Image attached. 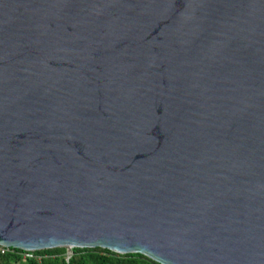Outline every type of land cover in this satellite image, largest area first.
<instances>
[{
  "label": "water",
  "instance_id": "95a60500",
  "mask_svg": "<svg viewBox=\"0 0 264 264\" xmlns=\"http://www.w3.org/2000/svg\"><path fill=\"white\" fill-rule=\"evenodd\" d=\"M0 244L264 264V0H0Z\"/></svg>",
  "mask_w": 264,
  "mask_h": 264
},
{
  "label": "trees",
  "instance_id": "16d2710c",
  "mask_svg": "<svg viewBox=\"0 0 264 264\" xmlns=\"http://www.w3.org/2000/svg\"><path fill=\"white\" fill-rule=\"evenodd\" d=\"M39 257L23 259L16 252L0 255V264H160L140 253L119 254L109 249L65 247L38 250ZM69 257V258H68Z\"/></svg>",
  "mask_w": 264,
  "mask_h": 264
},
{
  "label": "built area",
  "instance_id": "2783aa9c",
  "mask_svg": "<svg viewBox=\"0 0 264 264\" xmlns=\"http://www.w3.org/2000/svg\"><path fill=\"white\" fill-rule=\"evenodd\" d=\"M14 253L16 252L17 255L23 259H30V258H34V257H39L36 254V251L33 250H22V249H17L14 247H10V246H5V245H1L0 244V255L3 254H8V253Z\"/></svg>",
  "mask_w": 264,
  "mask_h": 264
}]
</instances>
